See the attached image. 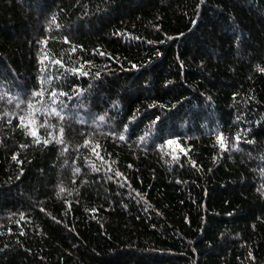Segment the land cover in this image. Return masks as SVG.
<instances>
[{
  "label": "trees",
  "instance_id": "trees-1",
  "mask_svg": "<svg viewBox=\"0 0 264 264\" xmlns=\"http://www.w3.org/2000/svg\"><path fill=\"white\" fill-rule=\"evenodd\" d=\"M0 264H264V0H0Z\"/></svg>",
  "mask_w": 264,
  "mask_h": 264
},
{
  "label": "snow or ice",
  "instance_id": "snow-or-ice-1",
  "mask_svg": "<svg viewBox=\"0 0 264 264\" xmlns=\"http://www.w3.org/2000/svg\"><path fill=\"white\" fill-rule=\"evenodd\" d=\"M32 134H33V135H36V133H35V132H33ZM121 139H123V137H121ZM221 139H222V138H221ZM169 143H171V142H169Z\"/></svg>",
  "mask_w": 264,
  "mask_h": 264
}]
</instances>
